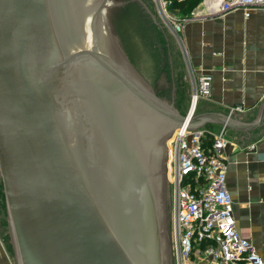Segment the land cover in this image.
I'll return each instance as SVG.
<instances>
[{"label": "water", "instance_id": "95a60500", "mask_svg": "<svg viewBox=\"0 0 264 264\" xmlns=\"http://www.w3.org/2000/svg\"><path fill=\"white\" fill-rule=\"evenodd\" d=\"M186 122L107 0H0V175L17 264H172L166 148ZM264 126L195 115L191 129Z\"/></svg>", "mask_w": 264, "mask_h": 264}, {"label": "crops", "instance_id": "0c3cea01", "mask_svg": "<svg viewBox=\"0 0 264 264\" xmlns=\"http://www.w3.org/2000/svg\"><path fill=\"white\" fill-rule=\"evenodd\" d=\"M220 2L204 0L183 21V36L196 75L212 78L211 97L201 100L198 114L220 113L241 123H253L264 104V12L253 11L248 18L243 10L221 14ZM138 7L141 10L133 11L135 21H140L144 11L140 3ZM138 27V47L132 49L136 59H147L151 49L156 52L160 48L161 35L149 17L145 26ZM174 59L179 75H184L181 55L176 53ZM141 64L144 66V61ZM206 128L213 133L225 130L226 184L234 201L236 227L264 260V126L251 132L216 124ZM0 264H17L1 175ZM195 264L207 263L201 260Z\"/></svg>", "mask_w": 264, "mask_h": 264}, {"label": "built area", "instance_id": "2783aa9c", "mask_svg": "<svg viewBox=\"0 0 264 264\" xmlns=\"http://www.w3.org/2000/svg\"><path fill=\"white\" fill-rule=\"evenodd\" d=\"M152 2L161 26L178 38L195 74L183 36L184 22L171 12L168 0ZM232 10H243L248 18L253 11L264 12V0H221L219 13ZM192 79L194 91L186 122L174 131L169 144L168 194L174 264H190L193 256L207 264H264L250 239L236 227L234 201L226 184L225 130L213 133L189 126L199 101L209 99L212 92L210 76L193 75Z\"/></svg>", "mask_w": 264, "mask_h": 264}, {"label": "rangeland", "instance_id": "374dc122", "mask_svg": "<svg viewBox=\"0 0 264 264\" xmlns=\"http://www.w3.org/2000/svg\"><path fill=\"white\" fill-rule=\"evenodd\" d=\"M109 5L110 15L113 24L118 32V35L122 36L121 41L124 45L128 57L132 63L141 71V73L149 80V82L156 88L160 96L163 97L166 102L173 105L182 115L186 116L192 105L193 96V79L192 76L196 78V73L192 74V70L189 68L187 59L184 55L182 47L178 41V38L172 35V33L163 28L161 25V20L159 18L158 12L156 11L155 5L152 0H107ZM138 3H140L144 8H142L143 14L140 21H135L133 17V11H139L137 8ZM171 8V7H170ZM141 10V9H140ZM172 10V9H170ZM177 17H181L178 11H171ZM147 15V16H146ZM139 16V15H138ZM151 20L152 24L159 30L161 35L160 48L155 52L153 49L150 50V56L145 58H135L134 51L132 48L134 46L138 47V26L146 25V20ZM138 24V25H137ZM145 35V34H144ZM123 39V40H122ZM124 41V42H123ZM134 44V45H133ZM143 52V51H142ZM148 54L147 52H144ZM179 53L181 55L184 67V75H179V70L176 69L174 55ZM143 53L140 52V55ZM146 60V61H145ZM144 61L145 65L142 66ZM140 64H139V63ZM147 62L149 65H147ZM195 69V67H194ZM155 71V73H154ZM195 72V71H194ZM187 78V79H186ZM152 81H151V80ZM203 100V99H202ZM201 100L199 101V103ZM199 106V104H198ZM198 106L196 115L198 114ZM206 130L207 128L204 127ZM222 130V129H221ZM219 130L216 133L221 132ZM173 135V134H172ZM171 135V138H172ZM170 140L168 141L166 148V188L168 195V176H169V160H170ZM228 141V140H227ZM169 203V202H168ZM169 206V205H168ZM170 211V208H169ZM171 223V220H170ZM171 225V224H170ZM171 235V227H170ZM172 253V264H174ZM201 259L197 256H193L190 264H195Z\"/></svg>", "mask_w": 264, "mask_h": 264}, {"label": "trees", "instance_id": "16d2710c", "mask_svg": "<svg viewBox=\"0 0 264 264\" xmlns=\"http://www.w3.org/2000/svg\"><path fill=\"white\" fill-rule=\"evenodd\" d=\"M171 3V9L173 11H178L181 15L180 20L189 18L194 10L204 1V0H168Z\"/></svg>", "mask_w": 264, "mask_h": 264}]
</instances>
